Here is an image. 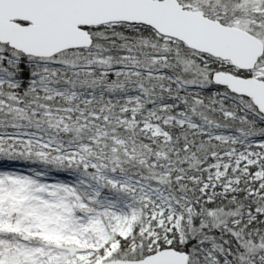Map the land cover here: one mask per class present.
I'll return each instance as SVG.
<instances>
[{"label":"snow or ice","instance_id":"6c2138e0","mask_svg":"<svg viewBox=\"0 0 264 264\" xmlns=\"http://www.w3.org/2000/svg\"><path fill=\"white\" fill-rule=\"evenodd\" d=\"M0 264H264V0H0Z\"/></svg>","mask_w":264,"mask_h":264}]
</instances>
